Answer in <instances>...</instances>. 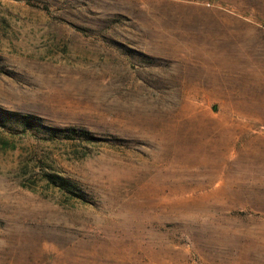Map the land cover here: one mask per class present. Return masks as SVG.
I'll return each mask as SVG.
<instances>
[{
  "label": "rangeland",
  "instance_id": "1",
  "mask_svg": "<svg viewBox=\"0 0 264 264\" xmlns=\"http://www.w3.org/2000/svg\"><path fill=\"white\" fill-rule=\"evenodd\" d=\"M0 107L100 137L0 125V264H264V0H0Z\"/></svg>",
  "mask_w": 264,
  "mask_h": 264
},
{
  "label": "trees",
  "instance_id": "2",
  "mask_svg": "<svg viewBox=\"0 0 264 264\" xmlns=\"http://www.w3.org/2000/svg\"><path fill=\"white\" fill-rule=\"evenodd\" d=\"M0 125L9 130L30 131L32 134L49 139L80 140L85 142H95L100 137L88 129L76 126H57L49 124L45 119L37 114L9 110L0 107ZM48 183L75 194L80 198H85L84 193L77 187L70 178L55 172L47 171L44 173Z\"/></svg>",
  "mask_w": 264,
  "mask_h": 264
}]
</instances>
